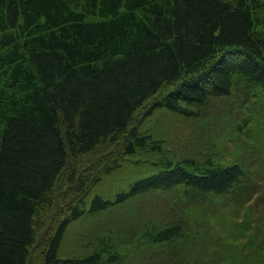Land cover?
<instances>
[{"label": "trees", "instance_id": "1", "mask_svg": "<svg viewBox=\"0 0 264 264\" xmlns=\"http://www.w3.org/2000/svg\"><path fill=\"white\" fill-rule=\"evenodd\" d=\"M253 125L264 0H0V264H264Z\"/></svg>", "mask_w": 264, "mask_h": 264}, {"label": "rangeland", "instance_id": "2", "mask_svg": "<svg viewBox=\"0 0 264 264\" xmlns=\"http://www.w3.org/2000/svg\"><path fill=\"white\" fill-rule=\"evenodd\" d=\"M162 117V116H161ZM166 117H168L166 115ZM169 118V117H168ZM171 127H172V124L171 122H169ZM251 131L249 132V136L248 135H245V134H242V133H239L238 136H235V134L231 135L229 138L232 139V140H235L236 142H240V146H235L231 141H226V142H229V143H226V147H228L230 153H235V155H237L238 153H245V152H249L250 149L253 148V150H256L257 152H261L260 154V157H263L264 158V129L260 126H251ZM172 129H175L174 127H172ZM231 142V144H230ZM246 142V143H245ZM230 146V147H229ZM244 147H246V149H244ZM249 150V151H247ZM261 175L260 176H254L253 177V181L255 182L256 184V188L258 189L257 191V194L255 195V197L257 198H261L260 200L262 202H264V169L261 171ZM62 192V191H61ZM63 193V192H62ZM60 193V195L62 194ZM251 206H254V203L251 204ZM245 209H247V207H243ZM73 230L74 232L71 233V237L70 239L67 241V247H78L77 246V240L78 237H77V224H73ZM79 225V224H78ZM264 227V225H263Z\"/></svg>", "mask_w": 264, "mask_h": 264}]
</instances>
